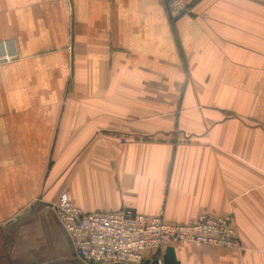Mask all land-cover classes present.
<instances>
[{
    "label": "crops",
    "instance_id": "obj_1",
    "mask_svg": "<svg viewBox=\"0 0 264 264\" xmlns=\"http://www.w3.org/2000/svg\"><path fill=\"white\" fill-rule=\"evenodd\" d=\"M2 42L0 264H82L50 208L63 193L174 224L231 213L241 250L186 243L162 264H264V0L174 22L162 0H0Z\"/></svg>",
    "mask_w": 264,
    "mask_h": 264
},
{
    "label": "built area",
    "instance_id": "obj_2",
    "mask_svg": "<svg viewBox=\"0 0 264 264\" xmlns=\"http://www.w3.org/2000/svg\"><path fill=\"white\" fill-rule=\"evenodd\" d=\"M200 0H162L171 22L192 14ZM0 43V63L17 58ZM5 46V47H4ZM120 142H122L120 140ZM55 219L68 237L74 255L82 264H162L161 253L166 247L186 243L241 250L233 227L232 214L216 215L205 211L188 223L174 224L163 214L148 216L134 213L130 208L109 212L82 211L65 193L50 205Z\"/></svg>",
    "mask_w": 264,
    "mask_h": 264
},
{
    "label": "water",
    "instance_id": "obj_3",
    "mask_svg": "<svg viewBox=\"0 0 264 264\" xmlns=\"http://www.w3.org/2000/svg\"><path fill=\"white\" fill-rule=\"evenodd\" d=\"M144 264H148L147 262H145ZM151 264H155V262L151 263Z\"/></svg>",
    "mask_w": 264,
    "mask_h": 264
}]
</instances>
